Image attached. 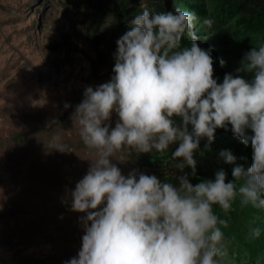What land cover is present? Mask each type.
Listing matches in <instances>:
<instances>
[{"label": "clouds", "instance_id": "9594fccd", "mask_svg": "<svg viewBox=\"0 0 264 264\" xmlns=\"http://www.w3.org/2000/svg\"><path fill=\"white\" fill-rule=\"evenodd\" d=\"M197 19L180 7L145 9L117 40L110 81L86 87L71 119L96 158L69 193L71 210L85 215L81 248L66 264H221L220 226L227 221L213 205L227 212L239 197L242 206L264 211V44L252 47L237 69L250 80L225 74L218 83L211 49L197 43ZM203 24L211 27L213 20ZM185 35L191 43L182 47ZM228 125L252 149L247 169L236 165L230 150L220 151L226 164L236 165L233 181L220 170L214 181L193 186L185 176L176 185L155 175L125 176L112 163L124 147L149 153L176 144L172 158L195 174L201 139L213 141L216 130ZM260 234V227L250 229L252 237Z\"/></svg>", "mask_w": 264, "mask_h": 264}, {"label": "rangeland", "instance_id": "374dc122", "mask_svg": "<svg viewBox=\"0 0 264 264\" xmlns=\"http://www.w3.org/2000/svg\"><path fill=\"white\" fill-rule=\"evenodd\" d=\"M85 1L0 0V264H66L81 248L85 214L71 210L69 193L96 156L71 117L86 87L112 77L87 85L88 61L63 44L67 38L95 59L80 22ZM138 153L124 147L112 163L125 176L137 174ZM154 170L174 169L161 163Z\"/></svg>", "mask_w": 264, "mask_h": 264}, {"label": "trees", "instance_id": "16d2710c", "mask_svg": "<svg viewBox=\"0 0 264 264\" xmlns=\"http://www.w3.org/2000/svg\"><path fill=\"white\" fill-rule=\"evenodd\" d=\"M180 7L195 13V33L197 43L204 50L211 49L214 61V78L222 83L225 74L241 75L250 80L251 74L238 73L241 61L252 47L264 44V0H87L82 5L80 22L88 31V37L95 48V59L92 60L78 47L72 45L67 38L63 44L67 48L83 54L90 66L87 85L95 80L113 76L117 40L129 30V22L145 9L150 13L173 11ZM205 18L213 20L211 27L203 24ZM109 19L103 31L100 28ZM191 40L185 35L182 47L190 46ZM102 47L104 51L97 50ZM225 63L221 66L220 61ZM110 63L106 72L102 69ZM177 121L179 122L178 118ZM191 131V126H189ZM248 135H252L248 130ZM178 145L173 144L167 150L149 153H138L134 161L139 168L137 175H151L154 169L163 163L165 168H173V172L164 173L157 178L161 182L179 184V178L187 177L195 186L205 180L215 179V174L223 170L227 180L233 181L232 170L236 165L245 169L251 166V145L242 144L231 131L217 129L214 140L209 142L201 139L199 149L194 153L196 162L195 174L191 167L182 160L173 159L172 153ZM221 150H230L237 158L236 165L226 164L219 156ZM241 182L237 181V185ZM215 214L227 221V227L220 226L223 240L220 244L222 255L218 257L221 264H264V211L257 210L251 205L242 206L240 198L233 202L232 207L225 212L219 205H213ZM255 221V222H254ZM260 227L258 238L250 235L252 227Z\"/></svg>", "mask_w": 264, "mask_h": 264}]
</instances>
